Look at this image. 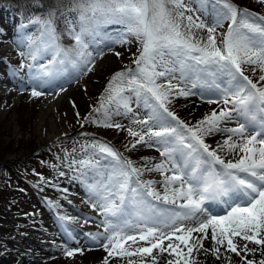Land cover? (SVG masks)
<instances>
[{"label": "snow or ice", "instance_id": "6c2138e0", "mask_svg": "<svg viewBox=\"0 0 264 264\" xmlns=\"http://www.w3.org/2000/svg\"><path fill=\"white\" fill-rule=\"evenodd\" d=\"M67 12L75 13L61 12L74 41L67 48L55 11L30 21L39 36L27 37V55L33 61L51 55L47 63L27 65L35 81L31 95H43L37 88L70 69L91 72L90 47L101 25L116 26L113 43L134 39L137 53L132 65L112 74L93 109L99 115L89 113L85 122L124 130L113 118H127L136 127L127 128L133 140L125 148L148 146L160 156L137 166L109 143L93 140L82 146L83 158L68 165L102 216L103 231L88 235L107 253L103 264L109 258L198 264L201 253L216 260L223 255L228 264L232 257L225 254L257 264L248 257L264 253V15L233 0H73ZM192 95L216 105L195 123L171 107ZM146 172L161 179H143Z\"/></svg>", "mask_w": 264, "mask_h": 264}, {"label": "rangeland", "instance_id": "374dc122", "mask_svg": "<svg viewBox=\"0 0 264 264\" xmlns=\"http://www.w3.org/2000/svg\"><path fill=\"white\" fill-rule=\"evenodd\" d=\"M233 2L240 8H248L250 11L264 15V4H260L258 0H233ZM72 3L73 0H23L21 5H26L28 9H36L28 16L23 15L20 9L14 7L0 8V76L3 77L6 72L15 82L14 84H0V94L13 92L12 98L0 99V159L2 158L0 161H5L0 164V197L5 196L0 206V264H103L107 256L102 260L91 261L81 254V243L85 239L91 238L88 234L103 231L102 227H98L102 216L98 214L97 209L91 207L92 203L89 206L85 205V209L73 202L74 197L70 195L76 194L82 198L81 193L85 192L84 190L87 191V188L81 180L73 178L76 175L74 167L70 168L68 165L73 159L83 158L82 146L92 143L93 140L109 143L124 157L134 161L137 166H142L149 161L154 163L160 160L159 153L152 147H150L153 150L152 156L149 157L143 155L138 149L141 153L131 157L126 155L125 145L133 140L128 136L127 128L136 127L131 124L129 119L121 116L113 118L115 122H119L125 127L120 138L119 133L113 134L115 128L100 127L97 124L85 122L84 119L89 113H92L93 116L99 115L94 113L93 109L98 106L99 98L112 74L124 69L126 65H132L134 54L137 53L139 46L134 39L128 44L116 43L120 46L117 50L113 47L101 50L103 53L114 52L115 55L109 57L112 59L113 67H105V62L97 63L95 55L98 43H96L90 47L95 57V66L91 72L81 74L75 69H70L69 72L63 73L47 84L51 87L58 80L66 82V80L73 79L69 85H77L82 88V98L86 102V108L81 114H76L73 127L66 125L58 135L48 136L45 140L44 133L38 135L37 123L40 122L42 107L48 104L52 105L51 103L56 101L57 97L58 99L62 97L71 86L57 87L47 92H42L39 87L37 90L41 91L43 95L39 97L31 95L35 81L29 79L30 73L27 65L47 63L51 59V55L46 53L42 59L38 58L36 61L27 55L29 51L27 37L39 36L38 26L31 24L30 21L36 17H44L49 11H55L56 28L61 37L60 43L66 45V48L71 47L74 41L67 34L65 17L61 15V12L74 17L75 13L67 12V9L72 7ZM196 15L204 18L203 14L197 13ZM115 27L101 25L97 42L105 38L115 41L117 39ZM226 27L227 25H225V29ZM22 52L25 55H21ZM116 53H120V55L117 56ZM10 55H14V58H11L12 62L6 59ZM21 64L25 67L21 68ZM34 71L35 69H33ZM61 77H65L66 80ZM212 109L213 105L206 106L205 110L199 108V114L197 113L195 119L183 120L195 123ZM173 110L177 112L178 109L174 108ZM210 142L213 143V141ZM61 172L65 175L61 176ZM17 173L20 175L19 177ZM142 178L161 179L159 173L147 172ZM14 181H17L18 185H11L14 184ZM7 186L9 187L7 188ZM7 193H10L11 196H6ZM55 206L57 211L62 209L65 213L75 214L74 216L78 220L71 223L67 219H61L62 213L57 212ZM217 211H221V209L218 208ZM42 221L51 229L45 225L44 228H39ZM23 226L35 228L36 231L26 230L22 228ZM51 230L54 236L43 234V232L49 234ZM55 236L59 239L56 240ZM54 239L55 241H53ZM51 243L54 244L53 251H50L48 246ZM76 249L80 251H77L75 255L71 257L66 255L67 251ZM259 253L256 252L255 255H259ZM25 254L31 258L29 260L17 258ZM113 260L116 264H122L119 258ZM259 260L255 259L257 263Z\"/></svg>", "mask_w": 264, "mask_h": 264}, {"label": "bare ground", "instance_id": "6f19581e", "mask_svg": "<svg viewBox=\"0 0 264 264\" xmlns=\"http://www.w3.org/2000/svg\"><path fill=\"white\" fill-rule=\"evenodd\" d=\"M97 43H98V47L96 49L97 54L95 55V57L97 58V63L105 62L106 63L104 65L105 67H107V68L113 67V64H111L112 59H109V57L112 55H115V54H113L114 52L108 51L107 53H103L102 57L98 55V52H100L101 50H104L106 48L110 49L111 47H113V48H115V50H117V49H119L120 46L117 45L116 43H113V40H108V38L102 39V41H98ZM109 45H110V47H109ZM63 78L65 79V77H61V79H63ZM72 80L73 79H71L69 81L66 80V82L65 81L62 82L61 80H58L51 87L48 85L41 87V90H42V92H45V91L47 92V91H51L53 89H56L57 87H65V86H68ZM6 83H15L13 78L8 73H4L3 77L0 76V84L4 85ZM69 86H71V85H69ZM82 94H83L82 88L80 86L73 85L59 99L56 96L57 100L52 102L51 103L52 105H49V104L44 105V107H42V110L40 112L41 113V117L39 120L40 122L37 123L38 135L44 133L43 138L45 140L46 137H48V136L52 137V136L58 135L60 132H62L64 130L66 125L67 126L69 125V127H73L74 122H75L74 117H76V114H81L82 112H84V110L86 108V102H85V100H83ZM12 96H13V92L9 91V92H5V93H1L0 99L7 100V99L12 98ZM56 97H54V98H56ZM206 106H208V105L205 102V99H203L200 95H192V96H189L187 98H182V97L178 98L177 100L174 101V105H172L173 109L174 108L178 109L176 113L181 119H193V118L195 119L197 117V115L199 114V111H200L198 109L201 108L202 110H205ZM215 107H216V105H213V108H215ZM229 126L231 127L234 125L230 124ZM117 131H118V129L115 128L113 134L119 133V138H120L122 135L121 134L122 130H119L118 132ZM123 132H124V130H123ZM219 139H221V137ZM210 141H212V140H209V143H211ZM138 147H140V148H138ZM141 147H143V148L141 149ZM137 149L141 150L143 155H148V157L152 154V151H153L150 149V147L138 145L136 149H133L131 151H129L125 148L124 152L126 153L127 156L131 157V156H135V155L141 153ZM84 191L85 192L81 193L82 198H79V196H77L76 194H71L70 196L74 197L73 202L76 205H79L80 207L85 208V205L89 206V204H91L92 202L90 199V194L86 190H84ZM55 210L56 211L58 210L57 207ZM57 212L62 213L63 217L70 218L67 220L71 223H75L78 220L77 217L74 216L75 214H73L71 212L65 213L62 209H60ZM77 223H79V222H77ZM44 225H45V223L42 221V225L39 228H44ZM46 227L51 229V227L49 225H47ZM22 228H24L26 230H31L34 232L36 231L35 228L28 227V226H25V227L23 226ZM99 232H102V231H99ZM37 233H39V230H37ZM43 234L45 236L50 235V237L54 236V234L52 233V230H51V233H49V234L47 232H43ZM55 237H56V240L59 239V237H57V236H55ZM53 241H55V239ZM52 243H51V245H48L51 249L50 251H53L55 249L53 247L54 244L52 245ZM241 243H243V242H241ZM49 247H48V249H49ZM205 247H210V242L205 241ZM249 247H254V246L249 245ZM80 248H81V254L85 258H87L91 261L102 260L107 256V253L103 250V248H101L98 244H96L92 240V238L85 239L81 243ZM50 251L48 250L47 252L49 253ZM30 253H26V254L29 255ZM26 254L20 255L17 258L29 260L31 257L26 256ZM263 254L264 253L260 252L259 255H255V254L249 255L248 258L249 259L254 258L253 260H255L256 258L262 259V258H264ZM225 255H230V254H225ZM242 255H243V253H242ZM231 257H232V264H241L239 258L236 257L235 254L231 255ZM197 259H198L199 264H228V261L225 259V256H223V255H222L220 260H216L215 257L211 256L210 254L209 255H203L201 253V254H198ZM109 264H116V262L113 259H110ZM161 264H163V261H161Z\"/></svg>", "mask_w": 264, "mask_h": 264}, {"label": "trees", "instance_id": "16d2710c", "mask_svg": "<svg viewBox=\"0 0 264 264\" xmlns=\"http://www.w3.org/2000/svg\"><path fill=\"white\" fill-rule=\"evenodd\" d=\"M8 1H12V2H14L15 4H19V1L18 0H8ZM2 159V158H1ZM0 159V160H1ZM5 160V159H4ZM2 163H5V161H2V162H0V164H2ZM11 185H18V182L16 181H14V184L12 183ZM9 187V186H8ZM7 187V188H8ZM6 196H8V197H10L11 196V194L10 193H7V194H5ZM3 198H5V196L4 195H2L1 197H0V205H1V203H2V200H3Z\"/></svg>", "mask_w": 264, "mask_h": 264}]
</instances>
